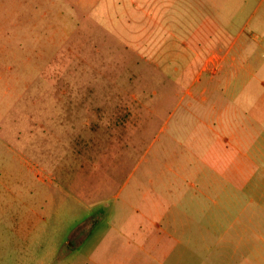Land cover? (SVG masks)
<instances>
[{
    "label": "rangeland",
    "instance_id": "1",
    "mask_svg": "<svg viewBox=\"0 0 264 264\" xmlns=\"http://www.w3.org/2000/svg\"><path fill=\"white\" fill-rule=\"evenodd\" d=\"M145 2L0 0V264H153L184 213L214 94L187 95L191 30Z\"/></svg>",
    "mask_w": 264,
    "mask_h": 264
},
{
    "label": "crops",
    "instance_id": "2",
    "mask_svg": "<svg viewBox=\"0 0 264 264\" xmlns=\"http://www.w3.org/2000/svg\"><path fill=\"white\" fill-rule=\"evenodd\" d=\"M148 3L191 30L186 61L199 69L187 95L196 100L197 83L202 101L214 94L187 141L173 201L184 213L153 223V264H264V0Z\"/></svg>",
    "mask_w": 264,
    "mask_h": 264
}]
</instances>
